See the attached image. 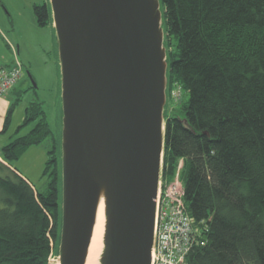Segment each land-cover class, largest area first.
<instances>
[{"label": "trees", "instance_id": "obj_1", "mask_svg": "<svg viewBox=\"0 0 264 264\" xmlns=\"http://www.w3.org/2000/svg\"><path fill=\"white\" fill-rule=\"evenodd\" d=\"M160 3L167 95L173 81L189 93L183 115L166 116L162 164V179L169 182L183 160V201L200 232L186 260L264 264V0ZM33 11L40 26L49 22L46 4ZM15 106L10 102L2 132ZM51 135L42 104L31 103L0 147V264H51L58 255L60 164L49 156L45 193L13 164L26 147Z\"/></svg>", "mask_w": 264, "mask_h": 264}, {"label": "water", "instance_id": "obj_2", "mask_svg": "<svg viewBox=\"0 0 264 264\" xmlns=\"http://www.w3.org/2000/svg\"><path fill=\"white\" fill-rule=\"evenodd\" d=\"M61 73V225L55 264H152L167 49L160 0H49ZM186 122V119H184Z\"/></svg>", "mask_w": 264, "mask_h": 264}, {"label": "rangeland", "instance_id": "obj_3", "mask_svg": "<svg viewBox=\"0 0 264 264\" xmlns=\"http://www.w3.org/2000/svg\"><path fill=\"white\" fill-rule=\"evenodd\" d=\"M35 4H46L51 10L49 0H0V66L12 65L16 61L9 46L11 43L18 48L17 58L23 65V70L12 89L4 95L9 102H16L9 121L8 135L13 133L18 122L22 121L25 109L31 103L42 104L46 121L52 130L51 136L37 145L26 147L19 158L13 162L14 166L33 182L39 192L45 193L51 180L50 169L45 172L49 156L54 155L58 161V167L59 164L61 167V73L52 16L45 26H40L33 11ZM168 48L169 50L174 48V40L172 44L168 42ZM31 86L33 88H30ZM175 89L180 90L177 97L172 96ZM23 90L26 91L19 96L17 92ZM188 99L189 93L184 91L178 82L173 81L170 84L164 109L165 116L181 117L182 106ZM32 124L22 129L19 134H25ZM5 143H8V140H0V146ZM53 147H55L54 151L49 153ZM52 165L53 162L50 168ZM182 167L183 160L180 159L175 176L171 181L166 182H175L182 186L180 179ZM58 187L61 194V171ZM57 252L58 247L55 250V253ZM52 259L54 257L50 258V263L55 264Z\"/></svg>", "mask_w": 264, "mask_h": 264}, {"label": "built area", "instance_id": "obj_4", "mask_svg": "<svg viewBox=\"0 0 264 264\" xmlns=\"http://www.w3.org/2000/svg\"><path fill=\"white\" fill-rule=\"evenodd\" d=\"M16 58L12 65L0 66V96L7 94L21 76L23 66L17 58V49L9 43ZM179 89L172 96L177 97ZM173 189V190H172ZM183 201L180 184L160 181L155 222V243L152 264H189L186 255L200 232Z\"/></svg>", "mask_w": 264, "mask_h": 264}, {"label": "bare ground", "instance_id": "obj_5", "mask_svg": "<svg viewBox=\"0 0 264 264\" xmlns=\"http://www.w3.org/2000/svg\"><path fill=\"white\" fill-rule=\"evenodd\" d=\"M104 204L101 203L98 209L96 223L94 226L92 238L88 248V254L85 264H99V257L103 247V234H104ZM54 263H58L55 258L52 259Z\"/></svg>", "mask_w": 264, "mask_h": 264}, {"label": "crops", "instance_id": "obj_6", "mask_svg": "<svg viewBox=\"0 0 264 264\" xmlns=\"http://www.w3.org/2000/svg\"><path fill=\"white\" fill-rule=\"evenodd\" d=\"M9 104L10 102L7 100V98L3 95V96H0V140L4 139V140H10L11 139V136L13 135V133L15 132L17 126L23 121V118H22V121L18 122V124L16 125L13 133H11L10 135H8L9 133V124L7 126V130L6 132H2V129H3V126H4V121H5V116H6V113H7V109L9 107ZM8 132V133H7ZM7 136V137H6ZM4 145V144H3ZM1 147V146H0ZM19 169V168H18ZM20 173L25 176L27 179H29L25 174L24 172H22L20 169H19ZM29 181H31L29 179ZM32 182V181H31Z\"/></svg>", "mask_w": 264, "mask_h": 264}]
</instances>
